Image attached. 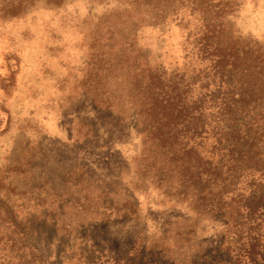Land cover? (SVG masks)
<instances>
[{
	"label": "rangeland",
	"instance_id": "374dc122",
	"mask_svg": "<svg viewBox=\"0 0 264 264\" xmlns=\"http://www.w3.org/2000/svg\"><path fill=\"white\" fill-rule=\"evenodd\" d=\"M134 1L0 0V264H187L220 242L143 162L141 71L180 70L186 33ZM218 1L264 45V0Z\"/></svg>",
	"mask_w": 264,
	"mask_h": 264
},
{
	"label": "trees",
	"instance_id": "16d2710c",
	"mask_svg": "<svg viewBox=\"0 0 264 264\" xmlns=\"http://www.w3.org/2000/svg\"><path fill=\"white\" fill-rule=\"evenodd\" d=\"M134 4L145 23L186 33L180 70L141 71L143 162L197 216L225 224L217 246L187 264H264V45L224 23L227 2Z\"/></svg>",
	"mask_w": 264,
	"mask_h": 264
}]
</instances>
